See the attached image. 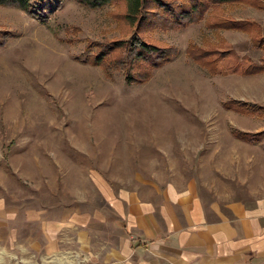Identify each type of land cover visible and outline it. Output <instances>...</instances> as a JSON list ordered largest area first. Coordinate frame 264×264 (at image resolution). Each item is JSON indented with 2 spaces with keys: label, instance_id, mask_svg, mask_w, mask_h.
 I'll return each mask as SVG.
<instances>
[{
  "label": "rangeland",
  "instance_id": "1",
  "mask_svg": "<svg viewBox=\"0 0 264 264\" xmlns=\"http://www.w3.org/2000/svg\"><path fill=\"white\" fill-rule=\"evenodd\" d=\"M121 6L44 0L43 24L0 6V35H10L0 47V201L19 213L41 208L58 216L72 209L92 227L102 213L112 230L121 222L102 199L101 185L145 193L192 184L208 200L264 197V73L211 76L185 53L192 45L233 50L253 62L264 58L251 46V32L206 25L249 21L264 35V10L223 4L197 23L147 33L176 54L143 83L128 84L119 72L106 78L87 62L97 43L129 40L133 27L115 17ZM227 100L252 112L224 109ZM238 127L263 133L248 143L232 135ZM77 244L69 247L81 260ZM46 253L4 257L0 264L57 263Z\"/></svg>",
  "mask_w": 264,
  "mask_h": 264
},
{
  "label": "crops",
  "instance_id": "2",
  "mask_svg": "<svg viewBox=\"0 0 264 264\" xmlns=\"http://www.w3.org/2000/svg\"><path fill=\"white\" fill-rule=\"evenodd\" d=\"M99 193L120 228L106 230L98 212L92 227L89 217L72 209L58 216L41 208L19 213L0 201V258L26 259L44 251L58 259L53 264H264V197L208 200L192 184L171 183L145 193L101 185ZM73 242L81 260L73 256Z\"/></svg>",
  "mask_w": 264,
  "mask_h": 264
},
{
  "label": "trees",
  "instance_id": "3",
  "mask_svg": "<svg viewBox=\"0 0 264 264\" xmlns=\"http://www.w3.org/2000/svg\"><path fill=\"white\" fill-rule=\"evenodd\" d=\"M87 9H100L104 6L118 7L122 5V13L115 17L122 19L133 27L129 40L101 42L94 47L87 58L88 64L100 67L106 78L116 71L124 76L128 84H140L146 81L151 72L168 62L176 54V49L146 38L153 30L161 32L173 31L189 24L199 22L211 8L226 5H246L257 10H264V0H75ZM0 6L16 8L38 23H45L44 0H0ZM207 27L221 29H238L252 33L251 46L264 54V35L260 29L249 21H206ZM10 35H0V47ZM92 46V45H91ZM88 49L89 44L86 46ZM186 56L193 60L206 72L213 75L251 76L264 73V58L253 62L247 56H239L233 50L219 52L203 50L188 45ZM245 105L227 100L222 103L224 109H231L241 114H249L252 110L242 109ZM263 132L240 133L232 135L242 141L253 143Z\"/></svg>",
  "mask_w": 264,
  "mask_h": 264
}]
</instances>
